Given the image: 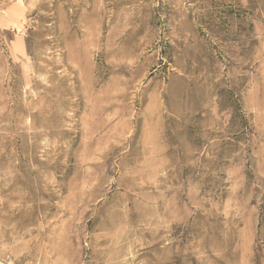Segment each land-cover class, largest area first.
Wrapping results in <instances>:
<instances>
[{"label":"rangeland","instance_id":"rangeland-1","mask_svg":"<svg viewBox=\"0 0 264 264\" xmlns=\"http://www.w3.org/2000/svg\"><path fill=\"white\" fill-rule=\"evenodd\" d=\"M0 264H264V0H0Z\"/></svg>","mask_w":264,"mask_h":264}]
</instances>
